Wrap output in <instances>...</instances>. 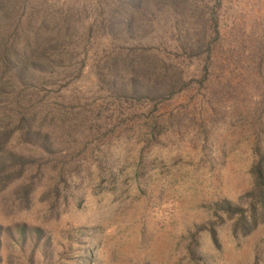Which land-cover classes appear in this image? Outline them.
I'll return each instance as SVG.
<instances>
[{"label":"rangeland","instance_id":"1","mask_svg":"<svg viewBox=\"0 0 264 264\" xmlns=\"http://www.w3.org/2000/svg\"><path fill=\"white\" fill-rule=\"evenodd\" d=\"M19 2V32L45 16L69 32L46 47L32 84L14 71L0 100V128L14 133L3 158L28 161L0 204L37 180L24 218L9 224L0 212L1 264H65L80 250L83 264H264V221L249 234L234 228L258 193L264 155V0ZM165 66L179 79L158 80L152 69ZM20 108L42 127L17 130L9 118ZM160 120L171 132L148 144L140 127ZM60 173L98 183V194L45 222L42 196ZM102 174L113 180L100 185Z\"/></svg>","mask_w":264,"mask_h":264},{"label":"trees","instance_id":"2","mask_svg":"<svg viewBox=\"0 0 264 264\" xmlns=\"http://www.w3.org/2000/svg\"><path fill=\"white\" fill-rule=\"evenodd\" d=\"M19 6H22L19 0H0V100L1 97H7V94H11L12 92L10 89L12 88L11 84L14 82L11 76L15 73L14 71L21 72L19 81L23 82L21 83L22 85L32 84L34 79L30 77L31 75H28L29 71L40 69L49 61L50 56L46 47L51 46L54 48L55 46H60L61 40L64 42L69 32L66 25L64 26L63 23L61 24L60 22L57 23V19H51L48 16L40 20L38 27L29 22V28L23 32H19L20 22L17 20V15L20 11ZM217 24V19L212 18L211 28L214 27L217 30ZM17 32H19V34H16ZM206 32V29L200 31V41ZM149 68L150 67L144 66L140 69L139 73L145 76ZM152 73L158 80L166 78L167 76H172L174 79H179L180 77V75H177L179 73L178 69H172L171 66L152 69ZM172 84L173 83H169L166 88H170ZM17 100V105L21 104V100ZM21 111L22 108L17 110L13 117L9 118L11 121H16L17 130L25 129L31 132L36 128V125H38L37 127H42V124L37 122L36 115L28 116L23 112L20 113ZM171 123L172 122L168 120L146 123L141 125L140 130L147 135L148 144H153L160 138L159 136L163 135V137H165L171 132ZM179 126L180 127H178L175 132L181 135L185 127ZM188 128L189 124L186 125V133H189ZM207 133V130H203L200 136L205 139ZM13 134L12 131H9L8 126L5 127V131L0 128V193L7 191L10 186L17 183L25 175L27 170L28 161L22 159L21 156L4 154V157L10 159L9 162H6V158H3V152L10 141H12ZM38 136L37 134L34 140L35 142H39L38 144L48 143L49 138L44 136L39 138ZM66 163L67 162H65L62 167ZM50 168L53 172L58 170L57 164ZM63 169L64 167L61 171ZM255 172L258 193L253 197L254 202L251 201L252 203L247 212L240 213V219H238L234 227L236 232L239 230L245 234H249L260 224V220L264 221V155H262L257 162ZM140 175L141 174H139V176ZM60 176L61 177L58 178L54 186H51L47 193L42 196L43 202H46L44 204L45 209L42 217V220L44 219L43 221L45 222L60 220L62 216L70 214L73 209L80 210L81 208L79 207L82 203H85L87 199L86 195L88 190H92L94 195L98 194L97 189L99 185L96 182L91 185H89V183L85 185L87 181L81 179L80 175L71 180V173L66 175L61 174ZM102 176L105 175L102 174L101 177L97 178V180H100V185H103V182L113 180L112 178L106 179ZM36 184L37 180L33 179L32 176L27 184L22 183L21 188L15 193L16 195H13L11 200H6L0 204V212L4 222L8 221L9 224H12L14 221L19 220V218H24L23 214L28 212L31 207L35 205L37 202V196L34 194ZM37 228L38 226L34 225V227L29 228V230L36 233L39 231ZM27 230V227L20 229L24 234H26ZM79 231L82 230L79 228ZM3 238V233L0 230V246ZM71 248L72 246H70L69 249ZM80 252L81 257H78L77 260H74V252H68V254L73 253V255H69L67 258H64V260L67 263L83 264L86 260L84 257L87 256V250H80ZM62 262L63 258L57 264H61ZM1 263L2 258L0 257V264Z\"/></svg>","mask_w":264,"mask_h":264}]
</instances>
